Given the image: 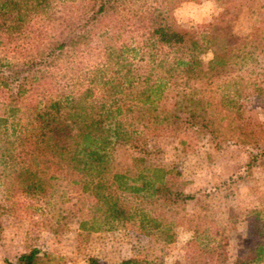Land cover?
I'll return each mask as SVG.
<instances>
[{
    "label": "rangeland",
    "instance_id": "rangeland-1",
    "mask_svg": "<svg viewBox=\"0 0 264 264\" xmlns=\"http://www.w3.org/2000/svg\"><path fill=\"white\" fill-rule=\"evenodd\" d=\"M82 1L54 0L57 17L76 15ZM178 2L122 0L119 11H166L176 31L204 41L202 74L185 88L169 89L166 100L146 106L143 129L107 151L109 173L125 175L129 185L139 183L140 171L148 176L142 169L161 168L168 171L166 188L192 196L183 205L154 203L150 210L171 224L170 242L144 237L135 218L113 230L88 231L89 224L82 223L95 218L99 199L83 188L79 162L56 161L45 192L29 197L7 190L0 162V264L14 263L32 249L39 264H87L89 258L100 264L129 258L148 264H216L202 250L207 247L225 253L232 263L246 250L245 217L257 212L264 219V0H218L220 15L195 29L175 24L172 10ZM100 35L90 37L91 46ZM209 50L214 73L207 70L210 61L201 59ZM117 195L126 206L143 198Z\"/></svg>",
    "mask_w": 264,
    "mask_h": 264
},
{
    "label": "trees",
    "instance_id": "trees-1",
    "mask_svg": "<svg viewBox=\"0 0 264 264\" xmlns=\"http://www.w3.org/2000/svg\"><path fill=\"white\" fill-rule=\"evenodd\" d=\"M53 1L0 0V162L7 190L24 197L43 193L56 161L79 162L83 188L99 199L95 218L82 223L89 224L88 231L113 230L135 218L144 237L170 242L171 224L150 210L154 203L183 205L192 196L166 188L168 171L161 168L142 169L148 176L140 171L139 183L129 185L125 175L109 173L107 151L143 129L146 106L200 78L204 41L176 31L166 11L120 13L122 0H84L76 15L57 17ZM98 32L103 35L91 46ZM213 64L207 66L211 73ZM58 140L68 144L54 147ZM117 193L143 198L126 206ZM244 221L249 243L243 254L227 263L225 253L202 249L209 259L216 264L264 259V219L251 212ZM39 262L32 249L6 264ZM87 264L100 263L89 258Z\"/></svg>",
    "mask_w": 264,
    "mask_h": 264
},
{
    "label": "clouds",
    "instance_id": "clouds-1",
    "mask_svg": "<svg viewBox=\"0 0 264 264\" xmlns=\"http://www.w3.org/2000/svg\"><path fill=\"white\" fill-rule=\"evenodd\" d=\"M223 11L218 0H179L172 10V18L178 27L201 28L210 24ZM205 62L213 59L209 50L201 56Z\"/></svg>",
    "mask_w": 264,
    "mask_h": 264
}]
</instances>
